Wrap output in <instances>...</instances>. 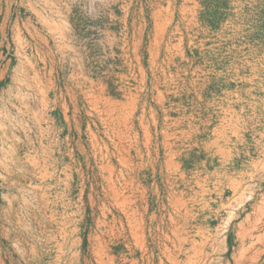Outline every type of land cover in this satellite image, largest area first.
Segmentation results:
<instances>
[{"label":"crops","instance_id":"obj_1","mask_svg":"<svg viewBox=\"0 0 264 264\" xmlns=\"http://www.w3.org/2000/svg\"><path fill=\"white\" fill-rule=\"evenodd\" d=\"M41 2L25 18L1 7L14 31L0 32L1 94L16 55L35 53L43 71L26 112L39 134L28 175L1 146L0 264H28L15 240L27 204L29 227L61 230L45 244L78 248L70 264L264 253L244 184L264 173L263 32L222 27L264 0ZM84 244L113 248L82 255Z\"/></svg>","mask_w":264,"mask_h":264},{"label":"rangeland","instance_id":"obj_2","mask_svg":"<svg viewBox=\"0 0 264 264\" xmlns=\"http://www.w3.org/2000/svg\"><path fill=\"white\" fill-rule=\"evenodd\" d=\"M45 1V0H43ZM0 0V32H14L11 25L2 27L1 22V7L4 8L3 12L21 13L22 17H29L32 8H45L41 0H6V4ZM42 3V4H41ZM31 5V6H30ZM224 8L225 5H223ZM7 8V10H5ZM222 20L215 18L212 22L214 24L220 23ZM224 24L225 22H221ZM230 30H245L251 32H263V45H264V2L261 4L260 13L256 18L251 15L243 20H234L230 26H222ZM1 44V38H0ZM1 52V45H0ZM13 54V52H11ZM18 58L12 62L11 70L7 73L5 79V87L1 94L0 83V250H1V146L5 149V144H12L10 152L15 150L16 156L19 157L22 166L23 175L29 174L27 168L28 157L36 154L38 149L37 138L39 134L35 131H30V125L27 124L28 118L26 112L28 106L31 104L30 94L36 93L37 76L41 78L40 73L43 70V63L39 61L35 53L30 54L22 53L21 56L16 55ZM39 73V74H37ZM0 82H1V69H0ZM11 94L15 95L11 96ZM33 95V96H34ZM35 98V96H34ZM33 103H36L35 101ZM264 108V102H263ZM2 110V115H1ZM14 117V118H13ZM264 119V118H263ZM264 122V120H263ZM254 176V179H247L244 184L246 185L247 211L256 212L255 215L262 217V228L264 230V173L249 175ZM256 176V177H255ZM259 177V179L257 178ZM261 179V180H260ZM28 204L23 205L20 214L21 221L19 227L15 230L16 247L19 250L18 258L23 259L28 264H70V254L78 251L75 246H67L59 243L45 244L44 238L46 235H52L56 240L60 241L61 230L59 229H41L29 227V212ZM32 224V223H31ZM262 233V231H255L254 235ZM256 240V238H255ZM258 241L264 243V235L257 238ZM250 241V239H249ZM73 247V248H72ZM113 246H100L96 244H84L80 246V253L82 255H91L93 253L109 252ZM264 250V246L261 247ZM96 249V250H95ZM240 254H246V251L251 249L248 245L241 246ZM252 251V250H251ZM248 252V251H247ZM259 252V251H258ZM244 253V254H243ZM252 256L250 260L239 262L240 264H264V253H257L256 255L247 253L246 256ZM254 256L256 259H253ZM91 263L95 264L94 261Z\"/></svg>","mask_w":264,"mask_h":264},{"label":"bare ground","instance_id":"obj_3","mask_svg":"<svg viewBox=\"0 0 264 264\" xmlns=\"http://www.w3.org/2000/svg\"><path fill=\"white\" fill-rule=\"evenodd\" d=\"M31 6V5H30ZM264 166V165H263ZM231 175V174H230ZM259 179V177H257ZM261 180V179H260ZM234 192V191H233ZM243 198V197H242ZM239 202V201H238ZM205 203V202H204ZM171 218V217H170ZM236 218V217H235ZM120 219V218H119ZM171 221V220H170ZM125 223V222H124ZM129 223V222H128ZM255 223V222H254ZM249 224V223H248ZM169 225V224H168ZM104 226V225H103ZM137 226V225H136ZM171 226V224H170ZM220 226V225H219ZM222 226V225H221ZM250 226V225H249ZM140 227V226H139ZM155 227V226H154ZM178 227V226H177ZM180 227V226H179ZM233 227V226H232ZM101 229V228H100ZM112 229V228H111ZM116 229V228H115ZM175 229V228H174ZM180 230V229H179ZM140 231V230H139ZM118 232V231H117ZM244 234V233H243ZM142 236V235H141ZM137 237V236H136ZM111 238V237H110ZM124 239V238H123ZM201 239V238H200ZM209 240V239H208ZM134 241V240H133ZM232 241V240H231ZM216 242V241H215ZM136 243V242H135ZM254 243V242H253ZM141 244V243H140ZM193 244V243H192ZM202 244V243H201ZM255 244V243H254ZM253 245V244H252ZM249 247V246H248ZM141 248V247H140ZM195 248V247H194ZM143 249V248H142ZM96 250V249H95ZM129 251V250H128ZM199 255V254H198ZM206 255V254H205ZM98 256V255H97ZM124 256V255H123ZM154 257V256H153ZM255 257V256H254ZM256 258V257H255ZM170 259V258H169ZM211 261V260H210ZM112 263V262H111ZM161 263V262H160ZM194 263V262H193ZM192 263V264H193ZM98 264V263H97ZM227 264V263H226Z\"/></svg>","mask_w":264,"mask_h":264}]
</instances>
